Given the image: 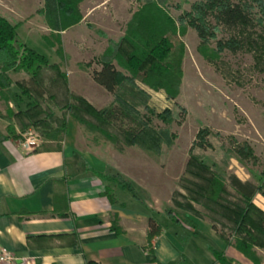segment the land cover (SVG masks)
Returning a JSON list of instances; mask_svg holds the SVG:
<instances>
[{"label": "rangeland", "instance_id": "1", "mask_svg": "<svg viewBox=\"0 0 264 264\" xmlns=\"http://www.w3.org/2000/svg\"><path fill=\"white\" fill-rule=\"evenodd\" d=\"M146 1L84 0L80 3L82 21L63 31L52 27L56 19L48 0H0V12L19 24L20 40L60 65L68 78L71 93L83 96L96 109H101L114 100V95L92 83L90 71L101 65L100 58L109 48L111 40L118 41L125 34L128 22ZM158 1L178 22L185 43L183 78L175 98H170L164 88H153L136 81L141 96L134 100L135 110L149 119L152 128L168 135L162 144L161 154L146 151L137 145H124V149L120 150L101 132L87 125L81 126L77 145L82 151H94L109 162L105 172L112 178L105 180L109 186L121 185L120 182L129 181L127 175H131L136 193L144 197L152 193L162 198L165 211L170 209L174 217L192 225L186 218V214L191 213L186 209L188 205L205 215H213L191 185V180L199 181L192 173L193 166L189 165L192 157L212 165V169L224 179L229 202H238L241 198L237 193L241 188L240 182L258 184L251 171L264 175V57L260 61L258 50H251L249 46L236 52L219 50L218 41L240 33L237 28L218 25L216 36L204 41L196 28L183 17L196 11L199 0ZM247 1L261 16L264 0ZM211 23L217 25L213 18ZM249 32L264 37V26L255 24ZM46 38L53 43V47L46 42ZM116 66L126 73L123 66L118 63ZM24 76V73L14 75L16 78ZM51 88V93L54 91L59 99L66 94L63 87L56 85ZM57 89L59 93H56ZM46 102L57 114L64 113L54 100L46 98ZM0 108L7 112L2 98ZM28 128L33 126H25L23 131ZM38 132H41L40 129ZM229 136H235L241 142L247 141L255 150L257 162L241 163L229 149ZM41 137L45 139L42 134ZM130 159L136 162L130 163ZM254 204L264 210V195L255 194ZM249 216L254 222L260 220L254 210ZM218 225L231 238L235 236L233 225L226 218L219 220ZM256 234L264 239V234ZM255 248L257 252L264 249L261 246Z\"/></svg>", "mask_w": 264, "mask_h": 264}, {"label": "trees", "instance_id": "2", "mask_svg": "<svg viewBox=\"0 0 264 264\" xmlns=\"http://www.w3.org/2000/svg\"><path fill=\"white\" fill-rule=\"evenodd\" d=\"M83 1L48 0L56 19V24H52L54 30L63 31L81 22L83 15L80 3ZM254 7L247 0H199L196 11L183 17L206 42L216 36L218 25L239 29L240 33L218 41L219 50L229 49L236 52L249 46L251 50H258L257 57L260 60L264 57V37L254 36L249 29L255 24L264 26V7L260 10L261 16L254 12ZM211 18L217 22L216 26L212 25ZM18 28V23H13L0 12V98L4 100L7 109L6 113L0 109V116L10 122L8 130L12 136L17 137L12 124L17 118L23 123V127L31 125L37 131L40 129V135L47 140H61L67 131V115L70 114L80 124L101 132L120 150L124 149V145H137L146 151L161 154L162 144L168 139V135L152 128L149 119L135 110L134 100L141 96L136 81L140 80L153 88H164L170 98H175L179 94L183 78L185 43L178 22L158 0H147L134 13L125 34L118 41L111 40L109 48L100 58L102 67L91 71L94 81L114 95V100L101 109H96L83 96L71 93L68 78L60 65L51 62L46 55L20 40ZM45 40L51 47L54 46L49 38ZM116 63L123 66L126 73L121 72ZM15 73H24L26 76L15 80ZM14 84L21 90L18 98L25 96L28 99L26 108L18 112L11 108V97L7 92ZM51 85L63 87L66 94L59 99L54 91L51 93ZM56 93H59L58 89ZM46 98L54 100L64 113L60 115L54 112L46 104ZM229 149L241 163H256L258 160L254 148L247 141L241 142L235 136H229ZM189 165L193 166L192 173L196 179L202 180H191V185L196 188L195 193L203 199L205 208L213 215H205L191 205L186 209L194 215L208 217L214 229L228 244L250 257L254 264H261L255 247H264V239L256 234H264V210L254 204V198L257 193L264 195V175L251 171L258 184L240 182L241 188L237 193L241 198L238 202H229L226 199L224 179L212 169V165L196 157H192ZM90 171L103 180H112L105 173L91 168ZM120 184L133 194H138L131 182L122 180ZM103 195L111 202L115 201L111 186L107 185ZM253 210L260 218L258 223L249 216ZM166 213L173 221H181L179 217L172 215L170 209L167 208ZM224 218L233 225L235 236L232 238L222 231V227L219 228L218 221ZM149 227V244H152L161 231V226L155 219L150 218ZM112 229L121 231L116 220ZM213 251L218 261L227 264L223 252L216 249Z\"/></svg>", "mask_w": 264, "mask_h": 264}, {"label": "crops", "instance_id": "3", "mask_svg": "<svg viewBox=\"0 0 264 264\" xmlns=\"http://www.w3.org/2000/svg\"><path fill=\"white\" fill-rule=\"evenodd\" d=\"M91 71L90 81L108 92ZM7 92L15 112L27 106L28 100L18 98L16 84ZM9 123L0 116V247L13 252L14 264H223L213 249L224 253L227 264H254L228 244L205 215L186 214L192 225L183 219L175 222L162 198L136 195L119 184L111 186V202L103 195L109 184L90 171L105 173L109 162L94 151L79 149L83 125L72 115H67L61 140L42 138L29 156L20 143L23 123L12 121L17 137L10 134ZM150 218L161 226L152 244ZM115 220L120 232L112 229ZM258 254L264 264V249Z\"/></svg>", "mask_w": 264, "mask_h": 264}, {"label": "built area", "instance_id": "4", "mask_svg": "<svg viewBox=\"0 0 264 264\" xmlns=\"http://www.w3.org/2000/svg\"><path fill=\"white\" fill-rule=\"evenodd\" d=\"M42 137L34 128H28L22 132L21 146L26 156L31 155L41 144ZM16 257L13 252L5 246L0 247V263L14 264Z\"/></svg>", "mask_w": 264, "mask_h": 264}]
</instances>
